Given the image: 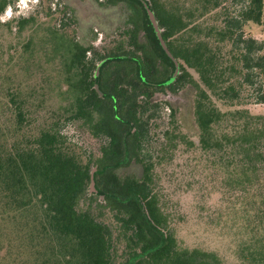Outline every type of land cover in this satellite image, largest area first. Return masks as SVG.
<instances>
[{"label":"trees","instance_id":"1","mask_svg":"<svg viewBox=\"0 0 264 264\" xmlns=\"http://www.w3.org/2000/svg\"><path fill=\"white\" fill-rule=\"evenodd\" d=\"M98 1L135 9L122 38L102 49L77 40L74 18L55 0L5 23L17 40L12 62L22 52L27 66L44 59L54 68L38 87L6 85L0 217L17 226L33 264H228L177 236L159 166L183 147L212 161L234 199L238 264H264V113L250 109L264 104V40L246 31L251 23L264 27V0H145L180 63L170 84L176 66L143 1ZM13 3L0 0V14ZM187 86L198 139L178 131L170 106L159 136L163 105L153 103L155 93ZM67 126L97 150L72 140ZM133 162L142 175L121 177L118 170Z\"/></svg>","mask_w":264,"mask_h":264},{"label":"rangeland","instance_id":"2","mask_svg":"<svg viewBox=\"0 0 264 264\" xmlns=\"http://www.w3.org/2000/svg\"><path fill=\"white\" fill-rule=\"evenodd\" d=\"M12 1L13 17L29 16L37 12L38 3L33 5L29 0L28 8L21 11L17 7L18 0ZM55 1L64 5L74 18L72 29L76 32L77 40L84 45L91 44L97 49L110 47L122 38L135 11L133 6L125 1L115 5L98 0ZM246 31L251 36L264 40V27L251 23L247 25ZM139 37L142 42L147 39L144 31ZM16 43L15 34L10 32L5 23H0V121L7 118L6 112L2 111L7 83H20L26 88L38 87L42 83V77L54 68L44 65V59L34 67L27 66L24 63L26 58L21 52L24 50H19V58L12 62V57L18 51L14 48ZM55 95L53 92V101H57ZM49 99L51 101V97ZM153 103L163 105L156 113V123L160 126L156 132L159 136L169 124L167 106H170L176 111L178 131L187 134L192 140L198 139L193 110L194 89L191 86L180 89L176 94L169 90L158 91L153 97ZM250 109L254 113H264V104H254ZM65 133L72 140L84 143L95 151L98 148L83 132H77L71 126L65 128ZM158 142L153 140V146H157ZM207 162H200L197 156L186 152L183 147L178 148L159 166L161 193L168 203L167 208L172 215L177 236L184 245L215 251L228 264H238L235 251L240 232L234 226V215L231 213L234 199L231 200V197L227 196L226 188L215 172L212 161ZM118 174L121 177H140L142 166L133 162L119 169ZM30 255L28 249H25V243L20 239L17 226L0 217V264H33Z\"/></svg>","mask_w":264,"mask_h":264},{"label":"water","instance_id":"3","mask_svg":"<svg viewBox=\"0 0 264 264\" xmlns=\"http://www.w3.org/2000/svg\"><path fill=\"white\" fill-rule=\"evenodd\" d=\"M143 1V4L145 5V8L147 9V12H148V16H149V19L151 21V24L153 25L154 27V30H155V33H156V36L157 38L159 39L160 41V44L163 48V50L166 52V54L174 61L175 63V66H176V70H175V73L173 75V77L171 78V80L168 82L169 84L172 83L176 77L180 74V63L178 62V60L173 56V54L171 53V51L169 50L168 48V45L167 43L165 42L164 38H163V35H162V29L160 28L159 26V23H158V20L154 14V12L149 8V5H147V3L145 2V0H141ZM98 73V72H97ZM96 89L97 91L101 94V90L99 88V86H96ZM96 172V169L93 170V173H92V180H91V193H97V189L95 187V179H94V174ZM103 198V197H102Z\"/></svg>","mask_w":264,"mask_h":264},{"label":"clouds","instance_id":"4","mask_svg":"<svg viewBox=\"0 0 264 264\" xmlns=\"http://www.w3.org/2000/svg\"><path fill=\"white\" fill-rule=\"evenodd\" d=\"M31 4L35 5L39 2V0H30ZM29 6V0H18L17 7L23 11L24 9H27ZM20 13H16V15H19ZM13 9L12 6L9 5L8 8L5 10L3 15H0V23H7L9 20L13 18Z\"/></svg>","mask_w":264,"mask_h":264}]
</instances>
